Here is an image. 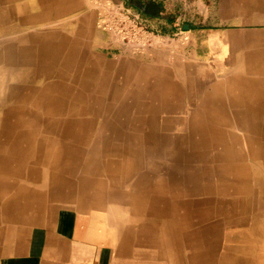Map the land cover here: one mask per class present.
I'll list each match as a JSON object with an SVG mask.
<instances>
[{
  "label": "rangeland",
  "instance_id": "rangeland-1",
  "mask_svg": "<svg viewBox=\"0 0 264 264\" xmlns=\"http://www.w3.org/2000/svg\"><path fill=\"white\" fill-rule=\"evenodd\" d=\"M147 2L155 5L153 17L139 11V0H70L57 19L52 10L41 25L17 22L0 31V144L20 107L35 133L21 138L17 150L1 151L11 157L0 155V214L15 216L21 210L7 206L35 193L50 207L74 208L80 164L103 168L110 159L112 186L105 191L103 182H93L87 193L93 201H140L147 219L165 224L164 237L179 239L190 234L189 202L192 228L209 238L194 245L233 247L239 230L254 248L263 245L264 0ZM59 43L56 63L47 66ZM70 49L86 55V64L71 71L62 67ZM87 66L106 79L86 77ZM166 74L171 91L159 87ZM50 82L74 91H50L31 105ZM56 95L73 111L48 101ZM66 159L71 164L62 167Z\"/></svg>",
  "mask_w": 264,
  "mask_h": 264
},
{
  "label": "crops",
  "instance_id": "crops-1",
  "mask_svg": "<svg viewBox=\"0 0 264 264\" xmlns=\"http://www.w3.org/2000/svg\"><path fill=\"white\" fill-rule=\"evenodd\" d=\"M69 2L0 0V31L17 22L28 27L41 25L50 18L52 10H56L54 19H57L59 8ZM109 161L103 168L92 163L80 164V189L77 191V183L75 190L78 204L74 208L66 204L50 207L43 195L35 192L20 206H7L21 211L9 218L0 214V264H264V244L254 248L253 238L241 230L233 247L226 245L213 251L204 244L194 245L209 238L203 230L192 228L189 202L186 203L191 212L190 234L186 239H179L164 237L162 226L165 224L160 219H147L140 201L132 205L114 204L105 198L93 201L87 194L93 182H103L105 191L112 186L113 174L109 175L106 169ZM82 180L90 184L83 185ZM140 186H134V193L139 191V196L141 191L144 193ZM180 244H184L181 249L187 252L185 257L179 256Z\"/></svg>",
  "mask_w": 264,
  "mask_h": 264
},
{
  "label": "bare ground",
  "instance_id": "bare-ground-1",
  "mask_svg": "<svg viewBox=\"0 0 264 264\" xmlns=\"http://www.w3.org/2000/svg\"><path fill=\"white\" fill-rule=\"evenodd\" d=\"M50 39V38H49ZM63 40V39H62ZM49 41V40H48ZM56 41V40H55ZM62 42V41H61ZM63 43V42H62ZM62 43L60 44H56V45H52V50H49L50 53L47 54V58H48V63L47 66H52L54 65V63H56V61H54V57H56L58 55V53L61 51V47L60 45H62ZM70 47V45H69ZM77 48V47H76ZM47 49V48H46ZM88 56V55H87ZM67 58V63L65 65H62V67H64L66 70H75L77 66L82 65L83 63L86 62V55L84 51H76V50H72L70 49L68 56H66ZM57 59V57H56ZM65 59V58H64ZM89 59V58H88ZM17 60V59H16ZM28 60V59H27ZM66 60V59H65ZM59 61V60H57ZM65 62V61H64ZM86 64V63H85ZM141 69V68H140ZM139 69V71H140ZM63 70V69H62ZM137 70V69H136ZM152 70V69H151ZM101 71V70H100ZM138 71V70H137ZM57 77V80H59V78L62 76V73L55 70L54 71ZM63 72V71H62ZM65 72V71H64ZM71 73V72H70ZM156 73V72H155ZM52 74V73H51ZM50 74V76H51ZM54 74V75H55ZM96 71L95 68L93 66L88 67L87 66V71L85 73L86 77H88L91 80H94L98 83H101L100 81H102V79H106V72L104 73H100L99 76L95 77ZM46 76V74H44ZM43 75V76H44ZM49 76V77H50ZM48 77V78H49ZM159 81H160V89H165V90H173L175 89V85L172 82V80L168 77V75L166 74L165 76L159 75ZM60 81V80H59ZM63 81V80H62ZM69 82V81H68ZM75 82V80L73 81ZM56 90L57 93L58 91H61V93H71L72 91H74V87L72 85H62V84H58V83H54V82H50V83H46L44 86H42L39 89L38 93V97L36 99H34L31 102V105H35L40 99H45L47 93H49L50 91H54ZM32 92V91H31ZM59 94V93H58ZM57 94V95H58ZM55 95V94H54ZM53 95V96H54ZM57 95L55 97H52L48 100L49 102L51 101L52 104H56V107H63L65 109V113H68L69 110L72 112L73 109L70 108L67 110V108H69L68 105H61L59 98L57 97ZM48 96V95H47ZM50 96V95H49ZM60 96V95H59ZM57 97V98H56ZM82 97L81 95H73L72 99L74 100V102L76 103H81L84 104V101L80 98ZM31 97H26V102L30 99ZM48 103V102H46ZM44 103V105L46 104ZM72 104V102H70ZM22 106V105H21ZM67 106V107H66ZM15 110V109H14ZM45 110V109H44ZM49 112L51 113L52 110H49ZM43 113V112H42ZM59 113V112H58ZM25 114H27V111L25 108L20 107L14 116V121L11 122L10 124L7 123L5 128L8 131H2V135L5 136L4 138H6V142L5 144H0V155L1 157H11V156H7V152H1V151H8V150H17L18 146L20 145L19 140L25 139V138H34L35 137V133L33 131H31L30 128V123H29V119L25 117ZM82 122H77L73 125V128L76 129L75 131V135H81L82 134V130L83 127L81 126ZM71 122H69L68 125H70ZM11 128H17L18 133H12L11 132ZM3 162H6L5 160H3ZM58 164V162L56 163ZM71 164V159H66L65 162H63L61 165L62 167H68V165ZM117 167V166H116ZM122 168V167H121ZM118 169V167H117ZM67 170V169H66ZM120 170V169H119ZM124 170V169H123ZM0 171H5L0 169ZM116 172V171H114ZM113 172V173H114ZM122 172V170H121ZM2 176V175H1ZM0 176V177H1ZM8 176V175H7ZM12 177V176H11ZM12 179V178H10ZM18 184V183H17ZM16 184V185H17ZM15 186V185H14ZM1 187V186H0ZM12 188V187H11ZM16 188V187H15ZM1 191V190H0ZM6 194V193H4ZM264 210V209H263Z\"/></svg>",
  "mask_w": 264,
  "mask_h": 264
},
{
  "label": "flooded vegetation",
  "instance_id": "flooded-vegetation-1",
  "mask_svg": "<svg viewBox=\"0 0 264 264\" xmlns=\"http://www.w3.org/2000/svg\"><path fill=\"white\" fill-rule=\"evenodd\" d=\"M126 1H134V0H126ZM141 5V3H140ZM139 11L143 14H146L147 16H152L153 15V9H155V5L154 4H144V5H141L140 7L135 5ZM154 6V7H153Z\"/></svg>",
  "mask_w": 264,
  "mask_h": 264
},
{
  "label": "water",
  "instance_id": "water-1",
  "mask_svg": "<svg viewBox=\"0 0 264 264\" xmlns=\"http://www.w3.org/2000/svg\"><path fill=\"white\" fill-rule=\"evenodd\" d=\"M183 29L184 30H187L188 29V26L187 25H183Z\"/></svg>",
  "mask_w": 264,
  "mask_h": 264
}]
</instances>
